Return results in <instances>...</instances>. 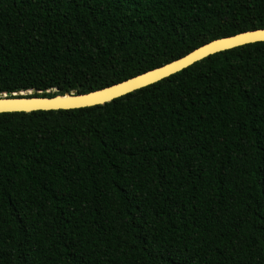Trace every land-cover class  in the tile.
Segmentation results:
<instances>
[{
  "label": "trees",
  "instance_id": "1",
  "mask_svg": "<svg viewBox=\"0 0 264 264\" xmlns=\"http://www.w3.org/2000/svg\"><path fill=\"white\" fill-rule=\"evenodd\" d=\"M262 27L264 0H0V92H86ZM0 264H264V41L0 112Z\"/></svg>",
  "mask_w": 264,
  "mask_h": 264
},
{
  "label": "water",
  "instance_id": "2",
  "mask_svg": "<svg viewBox=\"0 0 264 264\" xmlns=\"http://www.w3.org/2000/svg\"><path fill=\"white\" fill-rule=\"evenodd\" d=\"M256 41H264V27L244 30L211 39L159 66L86 92L71 90L65 93L45 94L58 92L59 89L57 87H50L46 90L31 88L15 92H0V112L67 109L104 103L167 77L210 54Z\"/></svg>",
  "mask_w": 264,
  "mask_h": 264
}]
</instances>
